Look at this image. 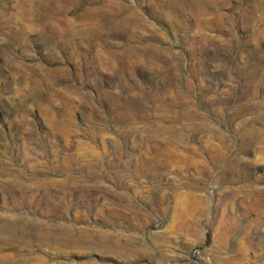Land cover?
<instances>
[{"label": "rangeland", "instance_id": "rangeland-1", "mask_svg": "<svg viewBox=\"0 0 264 264\" xmlns=\"http://www.w3.org/2000/svg\"><path fill=\"white\" fill-rule=\"evenodd\" d=\"M2 225L69 245L0 264H264V0H0Z\"/></svg>", "mask_w": 264, "mask_h": 264}, {"label": "bare ground", "instance_id": "bare-ground-1", "mask_svg": "<svg viewBox=\"0 0 264 264\" xmlns=\"http://www.w3.org/2000/svg\"><path fill=\"white\" fill-rule=\"evenodd\" d=\"M12 223V222H11ZM59 225V224H58ZM13 226V225H12ZM11 226V227H12ZM14 228H16V227H14ZM51 228V227H50ZM7 229H6V227H5V225L3 226L2 225V227L0 228V240H6V241H8V242H10L11 243V245L12 244H16V245H19V244H21L24 248L23 249H25V251L27 252V251H30L32 248H34V246H35V242L37 243V244H39L40 246L41 245H45V244H50V243H55V244H59V245H64V246H66V245H69V242L68 241H64L63 239H61L60 240V238L58 239L57 238V235L56 236H52V235H50V234H48V233H46V234H40V233H37L36 234V238H35V240L34 241H29V242H24V241H16V240H14V237L12 236V233L14 232H12L11 234H9V235H5V234H7V231H6ZM8 230H10V229H8ZM10 232V231H9ZM8 232V233H9ZM37 232V231H36ZM2 233H4V234H2ZM14 234V233H13ZM17 234V233H16ZM1 235H5V236H1ZM16 237H17V235H16ZM59 237H61L60 235H59ZM18 238V237H17ZM43 242V243H42ZM6 245H8L7 244V242H6ZM3 247H5V246H3L2 244H1V242H0V252L1 251H3L4 249H3ZM16 247V246H15ZM13 248H14V246H13ZM17 248V247H16ZM3 249V250H2ZM6 250H8V246H7V249ZM5 250V251H6ZM10 251H12L11 250V246H10ZM15 252V251H14ZM3 253V252H2ZM16 254V253H15ZM30 254V253H29ZM33 259V258H32ZM35 259V258H34ZM25 260H29V257L28 256H25ZM24 260V261H25ZM26 261V262H27ZM30 261H31V259H30ZM23 264H25V263H23Z\"/></svg>", "mask_w": 264, "mask_h": 264}, {"label": "built area", "instance_id": "built-area-1", "mask_svg": "<svg viewBox=\"0 0 264 264\" xmlns=\"http://www.w3.org/2000/svg\"><path fill=\"white\" fill-rule=\"evenodd\" d=\"M198 255H199L198 253H195V254L193 255V257L197 258Z\"/></svg>", "mask_w": 264, "mask_h": 264}]
</instances>
